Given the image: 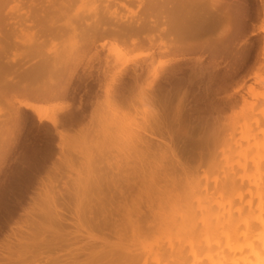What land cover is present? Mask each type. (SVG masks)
Masks as SVG:
<instances>
[{"label": "rangeland", "instance_id": "rangeland-1", "mask_svg": "<svg viewBox=\"0 0 264 264\" xmlns=\"http://www.w3.org/2000/svg\"><path fill=\"white\" fill-rule=\"evenodd\" d=\"M62 1L63 0H34V3L30 4L28 0H9L3 10L0 11V46L1 48L2 46L6 47L4 53H2V51L0 52V245L9 242L13 233L15 234L13 239L21 240L26 238L27 235L25 233L29 230L31 222H33L34 219L36 223L40 222L39 220L42 216L40 206L41 203L43 204V197L41 196L43 192L50 189L51 186H53L51 188L55 191V197L58 195L57 201L59 205L62 202L61 198H64L65 202L69 201L68 196L73 192L72 188L75 186V177L78 176H75V173L77 174L78 172V174L81 175L82 173L84 174V172L86 173V167H84L86 165L84 163L89 154L91 157V173L92 170L95 171L97 168L99 169L98 173L102 175L117 176L119 174L121 175L123 172L129 173V171L131 172L135 168V163L130 164L127 168L123 166L124 156L126 154L129 156L134 154H132L131 149L128 150L129 147L127 148L125 141H122L120 134H118L117 138L114 137V140H112L113 142L110 144L111 146L108 144L107 138H112L110 135H112L114 129L111 127V124L115 116H117V120H115H121L123 126H125V135L134 133L136 130H139L140 127H144L149 123L150 125L152 124L150 111L155 112L157 108L155 109L151 105H145L142 99H140L142 95L139 94L141 90L140 87L145 89L148 88V91L145 90V92H157V96L159 93L160 97L162 96L161 100L168 99L167 102H169L172 99L170 104L168 103L169 105L166 103L168 108H172L168 109V111L172 110L175 112L176 105L178 104L177 102H179L178 99H184L183 103H186L185 105H181L182 103L180 101V107L182 106L181 108L184 110L183 112L182 109H180L182 114L180 113L181 117L179 116L180 118H178L181 124L176 119V113L172 112L175 115V124L171 121L174 120L173 114L171 113V116L168 115V123H173H170V127L171 124L173 126V129L171 127L170 131L172 134L174 132L177 136L180 131L188 130V136H191V139L194 138L193 140L199 144L197 143L198 146H187L185 144H188V140L185 136L182 137L179 135V138L174 135L176 137L177 146H175L177 150L180 148V152H182V150L184 151L182 155L183 160L179 157V162L182 161L181 163L184 165H181L184 169H182V166H179L177 169L176 166V173H174L178 176L180 175L178 178L186 174L183 176L184 178L182 177L185 182L187 181L186 179L192 176L194 180L191 178L188 183H190V181L194 183L197 180L199 182L202 180L201 183L206 186V188L210 186L208 188L210 191L212 190L211 186H214L213 182L216 181L215 178L219 174L215 172L214 166V170L210 169V164L213 162L212 159H214L212 155H220V145L223 144L222 147H224L226 143V145L232 143L231 136H229V133H231L229 130L230 126H232L238 118H241L243 114L247 112L246 110L254 107V109L258 108V111H260L262 107H264V105H262L264 104V0H159L161 7L159 10L157 9V13L153 14V18H151L150 14L145 10L146 3L150 0H114L112 3L113 8L110 12H115L116 18L120 17L127 21L140 18L142 22H150L147 26V31L140 36L142 41L140 46L132 49L125 47L119 42L113 43L112 41L109 42V44L106 43L107 45L101 49L99 44L104 41L103 39L101 41L98 39V43H95V48L93 47L87 56L80 62V64L82 63L81 66L79 65L80 67L76 71L77 73L75 72L76 75L74 74L72 80H70L68 84L69 87L67 86V95L65 98L53 99L46 102L40 100L34 101L30 98L31 96L29 94V98H27L28 96H26V93L22 94L24 93L22 91L23 86L18 88L19 86L16 85L18 87L12 88L10 87V83L13 82L16 84L18 81H20V85L31 83L30 80H23V71H27V69H32L44 63L46 59L53 58V60L55 59L58 63L67 62L69 58L73 61L76 60L78 58L76 53H79V49L82 48L80 42L82 43V35L85 32L83 28L93 21L92 15L90 14L93 8L90 7V9L89 4L86 7V4L89 3H86L88 0H67V3H65L64 0L63 2L65 4L61 5ZM98 2L102 5L101 1ZM83 3H86L85 6ZM105 3H103L102 6H104ZM97 4V7L101 8V5L99 6V3ZM60 5L65 7L66 11L64 10V17V11L62 9L63 13L61 12V14L56 15L54 18L55 20L53 19V23H55L53 26L55 29L54 34H56V36L50 35L49 29V32L44 31L40 36V40H38L40 34L33 31L32 28L38 23V25L34 27V29L38 31L37 27L41 19L38 18V20L36 16L35 21H37V23L35 22V24L33 23L34 25L30 26L31 30H27V27L22 28H26L25 30L27 31L23 30V33H29V35H27L30 36L29 39L32 41L33 37H36L33 36V33L35 32L34 35L37 34L38 38L35 41L40 43L41 49L33 53L34 50L32 52L31 48H25L28 38L25 37L27 38L25 39L23 36V40L26 43L23 42L20 39L22 37V28L16 29L19 31L17 35L13 23L19 20L20 17V19H23L25 16L22 17V15L25 13L26 17H28L26 19L28 20L30 19L28 14L34 13L35 11L40 13L39 16H46L41 15L44 9L46 11L45 14L53 13L60 8ZM106 5H108V3H106ZM35 7L37 10L39 8L42 12L37 10L33 12V8ZM198 7L201 9L196 11ZM41 8L44 9L42 10ZM86 11L88 13H86ZM17 15L20 16L17 17ZM34 15L36 14H33V16ZM183 17L186 18L189 25L191 22H194V24L192 23L191 25H194L192 28L196 27V31L198 30L199 24L202 25L203 32L197 36L198 38L196 36L193 38L181 37L177 40V37L174 35H171L170 38L164 37L167 28H169L167 26L169 20L170 23H172L174 20H179ZM34 18L32 19L34 20ZM33 20H31V23L29 21L27 22L32 24ZM80 21H82L84 25ZM27 25L24 23L22 26ZM195 30L194 33L196 35ZM80 32L82 34H80ZM19 35H21V37ZM172 38H175L174 40L184 47L183 51H185V53L159 54L158 52L160 51L157 50L158 47L164 42H169ZM29 39L27 41H29ZM21 43H23L24 46ZM165 43L163 45H165ZM188 46L193 50H190ZM95 49L100 51V62L93 58ZM108 50H110V52ZM30 51L32 54L29 53ZM81 51L79 54L82 53ZM25 54H29V57ZM79 54L78 56L81 57L82 55ZM148 54L150 55L147 56ZM71 55H73L74 59ZM90 56L92 59L91 62L89 61ZM104 57H108L111 61L115 60V57H122L121 62L127 64V74H130L133 68H138V66L143 67L141 80H139V83L137 82V84H135L136 87L131 86L134 84L131 81L132 79H129V74L124 75L123 79L118 80V83H120L119 85L115 82L114 84L111 83L113 85L112 89L115 87L117 89L120 85L126 87L124 95L126 94L127 103H124L125 105L123 106L120 105L121 108L118 107L119 110H117L119 112L115 109L117 113L113 108H111L113 111L110 110L109 103L103 92L104 87H106L105 85L110 83V78L107 77L108 80L104 79L101 76L102 74L98 71L99 68L104 67ZM88 61L89 66L91 65L92 68L88 66L85 70L84 67L88 64ZM82 69L84 71H82ZM90 69L91 76H88V74H90ZM114 71L115 69L111 68L110 75L113 74ZM52 74L53 73H48V75H46L45 73L39 76L32 82V85L39 89L48 82V79L55 81L59 75L55 77ZM152 74H156L155 76L157 78H152ZM63 78L57 79V82H63ZM99 79H101V82H98ZM151 79L153 81H151ZM149 80L151 81V86L147 84ZM62 82H60V84H62ZM122 82L125 85H123ZM13 83L11 84L12 86ZM157 83L159 86H156ZM137 85H139V89ZM127 86L128 90H131L130 92L127 91ZM130 86L132 87L131 89ZM15 88H18L19 91ZM151 89L153 91L150 92ZM142 91L144 90L142 89ZM162 91L165 92L163 93ZM166 93L171 96V99H169ZM166 96L168 98L165 99ZM18 101H29L42 105L49 111H53L58 118L62 117L61 119L65 117H74L75 122L71 124V127H68V124V128L66 127V129L71 128V131L78 130L74 134L76 135L78 133V135H76L78 140L69 141L70 143L68 142V146L66 144L63 157L61 154H58L60 153L58 152L59 149L56 147L58 137L55 135L53 127L48 122H38L30 111L23 108L16 110L18 111L16 116L18 115L17 117L19 118L12 116L11 109L17 107ZM96 102L98 105H96ZM58 104L67 105L68 107L60 111L55 110L53 105ZM95 105L97 106L95 118L93 122L88 125L92 109L96 107ZM109 111L111 114H109ZM113 112L115 113L114 116H112ZM260 131H258V138L260 137L259 139H262L264 138V134L261 137L259 134L261 133ZM237 133L238 132H236V135ZM147 134H149L148 130ZM165 135L167 136L164 132L163 137H165L164 139L166 140L167 137ZM237 136V139L240 138L239 135ZM158 137L159 136H157V138ZM199 138L200 141L202 139L201 143L197 140ZM123 139H125V137ZM224 139L225 141H220ZM217 143H220V145L218 144V146ZM89 144L91 146H89ZM105 145L109 146L106 147ZM184 146L187 150L183 149ZM162 150H160V152H162ZM165 150L166 149H164L163 152ZM160 152L158 154L162 155ZM169 153V151L168 153H164V161H166L167 158L166 154ZM57 157L65 158L67 161L69 160L71 162L70 164H72H69V166L72 167L62 165L61 163L59 165ZM157 158L159 160L158 162H160L161 158H159V155L147 157L146 166L144 165L147 175L154 164L157 166L158 162L154 163V160H157ZM164 161L161 162L165 163ZM106 162H110L111 167H108ZM161 162L159 165L162 166ZM197 164L199 165L197 166ZM54 165L59 167L56 174L53 173ZM159 165L157 168L161 167ZM179 169L185 172L183 171V174L177 172ZM176 175L175 177H177ZM189 175L190 177L188 178ZM212 178H214V181ZM195 179L197 180L195 181ZM206 183L210 184L207 186ZM161 185L163 186L164 183ZM136 188L134 182L127 185H120L122 193H127L128 200L134 198ZM121 196L118 190H112L110 197H112L113 200L109 205L113 206L117 203H121L123 200ZM27 211L31 218L27 217ZM69 212L70 211H67L66 213L68 214ZM116 216V214H114V216L109 215L108 220H111L110 222L112 223L114 220H118V216ZM64 218H66V221L62 222V226L64 227H62V235L66 240H69V244L65 246H69L63 247L57 255L61 257L62 264H65L67 259L69 262V254L76 250L80 255V257H77L81 262L76 259L79 264L86 260L84 256L89 254L90 250L92 264L93 262L96 264L100 261L95 258V253H97L96 256L99 254L102 255H99L97 258L103 257V253L107 251L109 243L111 244L114 242L113 240H115L109 226L102 225L100 228H96L92 233L95 238H92L91 243H88L86 240V233H84V231L78 232L75 229V220L73 216L68 214L67 217ZM35 221L34 224L36 225ZM15 232H17V235ZM18 235L23 237L20 239ZM14 249L12 254L17 251ZM4 253L5 251L3 250L1 254L4 255ZM40 258H38L39 261L37 259V262L34 263L37 264L39 262L38 264H43L44 260ZM94 258L98 261L96 262ZM105 261L101 259V264H105ZM0 264H7L4 258H0ZM97 264H99V262Z\"/></svg>", "mask_w": 264, "mask_h": 264}, {"label": "bare ground", "instance_id": "bare-ground-1", "mask_svg": "<svg viewBox=\"0 0 264 264\" xmlns=\"http://www.w3.org/2000/svg\"><path fill=\"white\" fill-rule=\"evenodd\" d=\"M8 1L9 0H0V11L3 10ZM63 1L62 4L60 3L61 5L67 3V0L64 1L65 3ZM98 1H101L102 5L105 2L108 3V5H106L105 3L104 6H102ZM28 2L31 4L34 3V0H28ZM113 2L114 0L86 1V7L89 4V8H93H90L92 10L90 14L92 15L91 17L93 18V21L91 24L86 25V27L83 28L85 32L82 35V43L80 42V44H82V48L79 49L80 51L82 49L83 50L81 51V54H79V50V53H76V56L78 58L80 57L78 56V54L82 55L79 59L77 58L73 61L69 58L67 62L65 61L63 63H58L55 59L53 60V58L48 59L49 62L46 59L44 63L39 64L32 69H27V71L24 70L25 72L23 71V80H30L31 83L28 84L26 82L27 85H20V81H18L19 83L16 82V84L11 82L10 87L14 88L19 86L18 88H20L23 86L22 91L24 93L22 94L26 93V96H28L29 94L31 96L30 98H32L34 101L40 100L46 102L53 99H63L67 95V88L69 87L68 84L70 80H72L75 72L82 64H80V62L85 56H87V54L93 47L95 48V43L98 39H100V41L103 39L104 41L103 43L99 44L101 49H103L107 44H109V42L112 41L113 43L119 42L127 48L133 49L139 47L140 43H142L140 36H142L143 33L147 31V26L150 24V22H142L140 18L132 19L129 21L123 20L120 17L116 18L115 12H110L113 8ZM97 3H99V6L101 5V8L97 7ZM61 5L60 8L55 12L48 14H45L46 11L44 8V10L41 8L44 11L42 12L39 8L37 10V8L35 7L33 8V12L34 10H37L44 13H41V15L46 16H39L40 13H37L36 11V13H30L28 15L31 20H33L32 18L35 17L33 20L34 22L32 21V24H30L31 20L29 19V21L28 19H26L28 17H26L25 13L24 15H22V17H25L23 19H20V17L19 20L13 23V27L15 28V30L19 29L20 27H27V30H31L30 26L34 25L35 22L37 23V21H35L37 16V19H41L40 24L37 27L38 31L34 29V27L37 26L38 23L35 24V26L32 28L33 31L38 32V34L40 35L38 36V38L37 34L34 35L35 32H32L33 36H36L33 37V41L37 40V38L38 40H40L41 34L44 31L49 32V29L51 33L50 35L56 36V34H54L55 29L53 28V26L55 23H53V19L56 17V15L61 14L62 9L63 11H66L65 7ZM160 7L161 4L159 0H150L148 3H146L145 10H147L151 18H153V14L157 13ZM200 9L201 8L198 7L196 11ZM65 11L64 13L62 12L63 17ZM86 13L88 12L86 11ZM33 14L36 15L33 16ZM18 16L20 15H17V17ZM27 21H29L30 23H28ZM80 22L82 23V21ZM24 23H26V25L28 23V25L22 26L24 25ZM192 23L194 24V22H191V24ZM191 24L189 25V23H187L186 21V18L184 17L179 20H174V22L172 23H170L169 20V23H167V26L169 28H167V32L164 37L170 38L171 35H174L178 40L181 37L193 38L194 36H199L203 32L201 27L202 25L199 24L198 30L196 31V27L192 28L194 27V25ZM25 29H20L22 32V37L21 35H19L21 38L18 36L23 42H25L23 40V36L24 38L27 37L28 39L30 37L28 36L29 33H23V30ZM193 29L196 31V35ZM16 33L18 35L19 31H17ZM80 34L82 33L80 32ZM174 39L175 38H172V40L168 39L169 42H164L165 45H163V43V46H160L161 48L158 47L157 50L160 51L158 53H185V51H183L184 47L179 45L178 42H176ZM27 40L26 42L28 44L25 42V48H31L32 52L34 50L33 53H36L41 49V45L38 41L33 42L30 39L29 41ZM21 44L23 45V43ZM189 49L191 50L192 48ZM5 50V46H2V48L0 46V52L2 51V53H4ZM31 51L29 53L32 54ZM108 51L110 52V50ZM99 52L100 51L98 49H95L93 55V58L98 62L101 61ZM25 55H28L29 57V54ZM149 55L150 54H148L147 56ZM71 56L74 59L73 55ZM117 57H115V60H112L113 62L109 60L108 57H104V67L99 68L98 70L102 74L101 76L104 79L108 80V78H110V83L105 85L106 87H104L103 91L109 103L110 110L111 108H113L114 110H119V108H121L120 105L123 106L125 105L124 103H127V97H125L126 94L124 95V93L126 92L125 86L122 87V85H120L117 89L116 87L112 89V84H114V82L118 83V80L123 79L124 75L127 74L128 69L126 68L127 64L121 62L122 57ZM91 60L92 59L90 56L89 61L91 62ZM89 61L88 64H86L84 67L85 70L89 66ZM90 67L91 65L89 66V68ZM111 68L115 69V71L110 75ZM83 69L82 71H84ZM90 71L91 69L89 70V73ZM142 72L143 67L138 66V68H133L130 74L128 73L130 75L129 79L131 78L132 80H130L134 84L131 85L132 87H136L135 84H137V82H140L139 80H141L140 78L142 77ZM45 73L46 75H48V73H53L52 75H54L55 77L59 75L57 79L63 78L64 76L65 77L63 78L64 80L61 79L63 80V82H57V79L55 81L48 79V82L45 83L44 86L39 89L35 88L32 85V82ZM89 75L91 76V73L88 74V76ZM155 75L156 74H152V78L154 77V79H156L157 77ZM151 81L153 80L151 79ZM151 81L149 80L147 82L148 86H151ZM60 82H62V84H60ZM98 82H101V79H99ZM12 83L13 86L11 85ZM119 84L120 83H118V85ZM123 85L125 84L123 83ZM131 86L130 89L132 88ZM138 86L139 85H137V87ZM156 86H159L158 83ZM18 88L15 89L18 90ZM140 89L141 90L139 91V94L142 95L139 96L141 97L140 99H142L145 105H151L155 109L157 108L155 112L150 111L152 116V124L150 125L149 123L144 127H140L139 130L135 129L136 131L134 133L125 135V126H123L121 120L118 119L119 121H116L117 116H115L113 117V123L111 124V127L114 129V132L111 131L113 133L112 135H110V137L112 138H107V142L110 145L113 142L112 140H114V137L117 138L118 134H120L122 141L124 140L127 148L129 147L128 150L131 149L132 154H134L131 156L126 154L124 156L123 166L127 168L130 164L135 163L136 166L133 169L134 171H129V173L123 172L121 175L119 174L117 176H106L98 173L99 169L96 168V170H92L91 173V157L89 154L84 163L86 165L84 166L86 167V173L84 172V174L82 173V175L78 174V172L77 174L75 173V176H78L75 177V186L74 188H72L73 192H70L72 195L69 194V196H71H68L69 201L65 202L64 198H61L62 202L59 205L57 201L58 195H56L55 197V191L53 190V188H51L53 186H51L48 190H43L44 192L42 196L40 195L41 197H43V204L41 203L40 206V212L42 213V216L39 220L40 222L37 221L38 223H36L35 219L33 218V222H31V224L29 223V230L25 233L27 235L26 238L21 239V237L23 236L20 237L18 235L21 240H16L15 238L13 239V236L15 235L13 233L12 238L9 242L0 245V258H4L7 264H33L34 262H37V259L40 257V259L44 260L43 264H62L61 257L57 255L60 253L63 247L69 246H65L69 244V240H66V238H64V236L62 235V222L66 221V218L64 217H67L68 214L73 216V219L75 220V229L78 232L84 231V233H86V240L88 243H91V239L95 238L92 233L94 230H96V228H100L102 225H107L111 229L110 231L115 238V240H113L114 244L109 243V247L105 245L107 246V251L103 253L104 255L101 258H97L99 255L102 256L101 254L96 256L97 253H95V258L99 259L100 261L96 260L95 258L94 259L96 260V262L98 261L99 264H101V259L103 261L106 260L104 262L105 264H264V138H258V131L261 130V133H259L261 137L264 134V107H262V109L260 108L261 110L259 109L261 112L258 111V108L255 107L256 109H254L253 107L252 109L246 110L247 112L243 114L241 118L237 117L238 120L233 123L229 129L231 132L229 133V136H231L232 139L231 144H229L228 141L229 145H226L227 143H224L225 145L224 147H222L223 144L220 145V143H217V145L219 144L220 146H218L221 148L220 151V148L218 147L220 155L213 154L215 157L212 155L214 159H212L213 165L212 163L210 164V169L214 170L215 168V172L219 174L217 176V174L215 173L217 176L215 178L216 181H214V178H212V180L214 181V186H211L212 190L210 191L208 189L210 187L208 186L210 183H206L208 186L206 188V186L201 183V177L198 178L199 180H201L200 182L195 179V181L197 180L196 182L191 183L193 181H190V183H188L189 179L192 178V180H194L192 176L190 177L189 175L188 178H190L186 179L187 181L185 182L182 177L186 174L182 175L181 178H178L180 175L178 176L175 174L176 166L178 169L179 166L184 165L183 163H181L182 161L179 162V157L183 160L182 155L184 151L182 150V152H180V148L177 150L176 137H179V135H181L182 137L185 136L188 140V144H185L187 146H196L198 143L193 140L194 138L191 139V136H188V130H184L186 127L183 129L184 131H180L181 134L179 133V135L177 134V136L174 134V132L172 134L170 131L171 127L173 129L172 124H175V115L177 117L176 119L178 120V118L181 117L180 113L182 114V111L184 112V110L181 108L182 106L180 107L181 103V105L184 104V99L180 100L179 98V102H177L178 104L176 105L177 107L175 106V112L169 110V113L168 109L172 108H168L167 104H170V101L172 100L170 98L171 96L166 93V95L169 96V99H171L169 102H167L168 99L161 100L162 96L160 97L159 93L157 96V92L153 91L152 89L150 90V92L153 91L151 93L145 92V90L148 91V88L145 89L143 87H140ZM142 89L144 91H142ZM127 91H131L128 90V86ZM27 98H29V96ZM166 98L168 97L166 96L165 99ZM96 105H98V103ZM53 107L55 110L60 111L66 109L68 106L58 104L53 105ZM19 108L30 111L38 122L45 121L53 127L55 135H57L58 137V143L56 145V147L59 149L58 152H60L58 154H61L62 157L64 150H66V144L68 146L71 141L78 140V137L76 138V135H78V133L74 135L78 130H72V132L71 128L66 129L68 124V127H71V124L75 122L74 117H65L63 119H61L62 117L58 118V116L55 115L53 111H49L46 107L29 101H18L17 107L11 109L12 113L10 111V113L13 114V117L16 118L18 116H16V114L18 113V111L16 110H18ZM94 108L95 109H92L91 112V116L88 122L89 124L87 123L88 125H90L95 118L97 106ZM113 109L111 111H113ZM180 109H182L181 112ZM116 110L115 112L117 113L118 110ZM172 112L176 114L174 115V113ZM171 113L173 114L174 120L170 119L171 121H173V123H168V115H170ZM109 114H111L110 111ZM114 115L115 113L113 112L112 116ZM170 123H172L171 127ZM147 130L149 134H147ZM164 132L167 134V136L165 135L167 137L166 140L164 139L165 137H163ZM236 132H238L237 135H239L240 137L238 139L236 138L238 137L236 135ZM157 136H159L158 138L160 139H158ZM124 137L125 139H123ZM197 140L200 143L202 142V139L200 141V138ZM220 141H225V139ZM89 146L91 145L89 144ZM184 147L183 149H186V147ZM162 149H166V152H163ZM160 150H162V152H160ZM167 150L170 153L166 154V162L164 161V153H168ZM159 152L162 155L158 154ZM155 155H159V158L162 159H160V162L164 161L165 163L161 162L162 166L159 165L160 162H158L159 160L157 158V160H154V163L158 162L157 166H155L154 164L147 175V171L145 169L147 157H153ZM57 159L59 165L61 163L62 165L69 166V164L71 163L65 158L57 157ZM106 164L108 165V167H111L110 162H106ZM158 165L161 167L157 168ZM198 165L199 164H197V166ZM58 169L59 167H56V165H54L53 173L56 174ZM182 169H184V167ZM182 169H179L180 171L178 170L177 172L182 173L184 171ZM123 174L126 175L124 176ZM174 174L177 177H175ZM132 182H134L137 188L134 198L128 200V197L126 195L127 193H122V191L120 190V185H127ZM160 183H164V185L162 186ZM112 190H118L119 195H122L121 197L123 199V202L121 201V203H117L113 206L109 205L113 200V198L110 197V193ZM67 211L70 212L67 214ZM114 214L118 216V220H114V222L111 223V220H108V216H114ZM27 215V217H30L29 212ZM34 221L36 225L34 224ZM15 233L17 235V232ZM14 248L17 251L12 254ZM3 250L5 251L4 255L1 254ZM77 256L80 257L78 251H73V253L69 254V262L67 259L65 264H79V262L81 261L78 260ZM84 257V259L86 260L81 264H92L91 250L89 251V254L85 255ZM93 264H95V262H93Z\"/></svg>", "mask_w": 264, "mask_h": 264}]
</instances>
